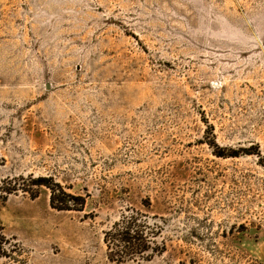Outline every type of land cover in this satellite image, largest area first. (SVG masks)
Masks as SVG:
<instances>
[{
  "label": "rangeland",
  "instance_id": "rangeland-1",
  "mask_svg": "<svg viewBox=\"0 0 264 264\" xmlns=\"http://www.w3.org/2000/svg\"><path fill=\"white\" fill-rule=\"evenodd\" d=\"M0 157L85 200L0 203V264H264V0H0ZM132 208L165 251L111 262Z\"/></svg>",
  "mask_w": 264,
  "mask_h": 264
},
{
  "label": "trees",
  "instance_id": "trees-1",
  "mask_svg": "<svg viewBox=\"0 0 264 264\" xmlns=\"http://www.w3.org/2000/svg\"><path fill=\"white\" fill-rule=\"evenodd\" d=\"M5 164V160L0 157V168ZM46 187L51 191L50 205L58 211H83L85 200L72 196L65 192L62 186L52 178H5L0 180V203H4L11 196L22 192L29 194L30 198L36 199L39 196V189ZM73 199V206L68 202ZM148 216L137 211L135 208L129 209L122 214L109 230L104 233V242L107 245V256L111 262L126 263L131 261H148L155 255L165 251L159 248L156 243L153 247L152 238L160 235L161 226L157 222L152 226L147 222ZM154 220H158L156 217ZM4 227L0 222V241L4 240ZM162 249V250H161Z\"/></svg>",
  "mask_w": 264,
  "mask_h": 264
}]
</instances>
